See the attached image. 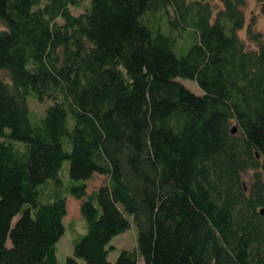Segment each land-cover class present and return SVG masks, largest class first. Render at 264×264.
I'll use <instances>...</instances> for the list:
<instances>
[{
	"label": "trees",
	"instance_id": "1",
	"mask_svg": "<svg viewBox=\"0 0 264 264\" xmlns=\"http://www.w3.org/2000/svg\"><path fill=\"white\" fill-rule=\"evenodd\" d=\"M219 2L0 0V264H264V39Z\"/></svg>",
	"mask_w": 264,
	"mask_h": 264
},
{
	"label": "rangeland",
	"instance_id": "2",
	"mask_svg": "<svg viewBox=\"0 0 264 264\" xmlns=\"http://www.w3.org/2000/svg\"><path fill=\"white\" fill-rule=\"evenodd\" d=\"M42 3L44 0H40ZM87 0H83V3H85ZM214 7L220 6L219 0H209ZM72 11L75 13L82 10V5H78L76 7H71ZM243 14H244V22L243 26L237 30V35L243 39L244 43H246L249 46H252V43L249 42L245 36V26L246 24H249L250 27L253 29H256L260 32V35L264 39V7L261 3H257L253 0H246L245 5L243 6ZM1 71V70H0ZM182 82L192 91L199 92V88L197 87L196 83L188 78H182ZM26 101L28 102V106L31 109L32 112L37 113L40 112L39 115L43 114V109L46 107L51 100L45 99V101L41 102L36 100L32 95H28L26 98ZM31 118L34 120L36 117H34L31 113ZM61 175L68 176V160L64 159L61 164ZM245 179L248 177V174H246ZM107 177L102 174L94 173L92 176L88 179H86V186L87 191H91L93 189H96L99 184H102L106 182ZM80 199L73 198L70 195L66 196V205L65 209L66 212L63 216V222L65 224L64 232L63 234L55 241V253L57 254V259L60 262H63L67 255H72V239L76 235V233L82 231L83 222L82 219H80V211L78 209L79 207ZM17 216H14L12 220H14ZM130 219V225L125 228V230L120 231V233L114 234L109 239V244L112 245V247L108 250L107 258L114 259L118 253L120 252V248H128L131 249L136 245L137 239V228L135 227V224L133 223L132 217L128 216ZM77 264H85L83 258L76 257ZM138 264H144V261L140 258L138 260Z\"/></svg>",
	"mask_w": 264,
	"mask_h": 264
},
{
	"label": "water",
	"instance_id": "3",
	"mask_svg": "<svg viewBox=\"0 0 264 264\" xmlns=\"http://www.w3.org/2000/svg\"><path fill=\"white\" fill-rule=\"evenodd\" d=\"M234 129H235V127L232 126V127L230 128V131L233 132ZM258 212L264 214V206L259 207V208H258Z\"/></svg>",
	"mask_w": 264,
	"mask_h": 264
}]
</instances>
